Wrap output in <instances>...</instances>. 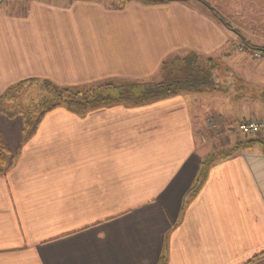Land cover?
Here are the masks:
<instances>
[{"label":"crops","instance_id":"obj_1","mask_svg":"<svg viewBox=\"0 0 264 264\" xmlns=\"http://www.w3.org/2000/svg\"><path fill=\"white\" fill-rule=\"evenodd\" d=\"M202 1L231 30L196 1L0 6V97L27 81H148L189 54L226 65L228 82L226 105L205 114L193 94L82 113L56 106L24 137V117L0 113L13 157L0 175V264H264V146L221 155L191 191L210 155L198 148L205 117L264 119L251 94L264 91V56L245 45L264 49V21L250 18H264V0Z\"/></svg>","mask_w":264,"mask_h":264},{"label":"trees","instance_id":"obj_2","mask_svg":"<svg viewBox=\"0 0 264 264\" xmlns=\"http://www.w3.org/2000/svg\"><path fill=\"white\" fill-rule=\"evenodd\" d=\"M126 1H137L146 5L172 1H196L203 5L218 20V22L222 26H224L228 30H231L230 25H228L208 4H206L202 0H116L115 7H121ZM234 33L236 35H239L236 31H234ZM245 45L246 47L264 56L263 48L252 47L249 46L247 43H245ZM181 58L182 59H176L178 62H180L179 66H177L176 74L174 73L175 75H167L156 83L149 81L127 83L119 82L118 84L121 85L119 86L115 85V82H104L100 85L94 84L81 88H62L47 81L21 82L10 88L4 96L0 97V106L4 105L5 98L8 97L11 92H17L24 85L41 82L42 84H44L45 87L48 88L51 95L55 99L56 103L54 105H51L50 107L45 109L32 121L28 120L21 114L24 117V120L26 121L24 137H28L34 130V123L32 122H37L41 120V118L46 112L50 111L56 106L71 107L74 108L76 111L82 113L94 110L99 107L115 104H122L133 107L143 106L176 95L202 91L210 93L216 91L219 88V81H216L217 78L215 76V71L218 67L210 65L211 59L206 58V60H202L201 58L204 57L195 54L185 55ZM170 62L171 60L165 62L164 64H169ZM164 64H162V66ZM237 85L235 84L234 89L232 90L237 95L249 94L247 92L245 94L246 90L244 91L243 85ZM112 89H117L119 93L116 96H111L107 92ZM136 90H139V92L135 93L134 91ZM251 94L264 100V91H259L256 93H253L252 91ZM0 113L8 117H14L16 115H19L17 113L4 111L2 110V107H0ZM253 143H260L264 146V141L259 140H250L249 142H244L242 145L247 146ZM237 149L238 148L235 147L232 151H235ZM218 157L220 158V155H208L206 159L202 162V166L198 173L196 183L191 188V191L196 192L201 187L204 182L207 170L212 165V163L216 162ZM12 161L13 157L9 156L6 147L0 142V175H2L11 166ZM164 262L165 257L162 256L159 264H164Z\"/></svg>","mask_w":264,"mask_h":264},{"label":"rangeland","instance_id":"obj_3","mask_svg":"<svg viewBox=\"0 0 264 264\" xmlns=\"http://www.w3.org/2000/svg\"><path fill=\"white\" fill-rule=\"evenodd\" d=\"M207 1V0H206ZM213 1V0H208ZM226 13H228L227 10ZM252 20L262 24L261 22L264 21V18H259L258 9H254L251 13ZM176 59H182L181 57L178 58H171V62L169 64H164L160 71L156 74V76L148 80L149 82H159L161 79L166 77L167 75L176 74L177 66H179L180 62ZM202 60H206V58H201ZM211 66L218 67L215 71L216 81H219V89L212 92V95L209 92L202 91V92H192L189 94L196 95L195 102L192 103L194 106L193 111L203 110L204 114L206 110H209L211 106L215 103H220L226 105L227 101L223 98V92L227 88V66L220 63L217 60H211ZM217 72V74H216ZM174 74V75H175ZM231 81V80H230ZM127 83V82H126ZM103 84V83H100ZM99 84V85H100ZM124 84V83H123ZM115 85H119L118 82H115ZM231 87V86H230ZM234 86L232 85V89ZM135 93L139 92V90L134 91ZM217 92V95L215 94ZM111 96H116L119 92L117 89H112L107 92ZM211 93V92H210ZM188 94V93H187ZM222 100V103H221ZM55 99L51 95L50 91L47 87L44 86L41 82L27 84L21 87L17 92H11L8 97L5 98L4 105L2 110L9 111L17 114H22L28 120H34L41 112L45 109L54 105ZM212 104V105H211ZM203 115H200V117ZM213 121L215 122V126H209L206 122ZM204 131L201 134V142L202 145L199 144L198 148L200 150H206L210 155L218 156V155H226L230 151H232L235 147L241 146L244 142H249L250 140H259L264 141L263 136H246L238 133L236 131V124H227L221 118L215 117H205L204 118ZM199 139V138H198ZM200 140V139H199Z\"/></svg>","mask_w":264,"mask_h":264},{"label":"built area","instance_id":"obj_4","mask_svg":"<svg viewBox=\"0 0 264 264\" xmlns=\"http://www.w3.org/2000/svg\"><path fill=\"white\" fill-rule=\"evenodd\" d=\"M9 0H0V6L7 4ZM255 58H259V53H254ZM207 125L215 126V122L207 121ZM236 131L246 136H263L264 137V119L259 120H245L237 123Z\"/></svg>","mask_w":264,"mask_h":264}]
</instances>
